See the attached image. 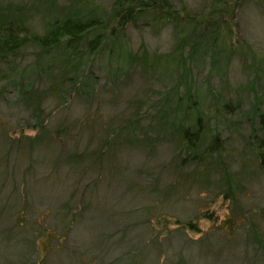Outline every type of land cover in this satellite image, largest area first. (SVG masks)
Wrapping results in <instances>:
<instances>
[{"label":"trees","instance_id":"obj_1","mask_svg":"<svg viewBox=\"0 0 264 264\" xmlns=\"http://www.w3.org/2000/svg\"><path fill=\"white\" fill-rule=\"evenodd\" d=\"M238 5L235 1L233 7ZM20 9L10 2L0 4V65L16 75H35L9 88L15 94L11 103L27 115L25 126L9 133V127L0 124V171H4L0 200L5 217L13 220L9 230H20L29 218L25 223H32L37 234L18 244L36 246L40 241L46 247L56 234L46 221L53 220L64 233L69 225L81 222L92 202L99 204L120 183L125 185L124 195L151 197L152 205L140 213L145 222L153 217L166 226L169 219L163 211L155 213L157 207L181 199L179 191L195 174L223 168L218 157L226 138L206 125L210 117L202 111L192 69L196 72L207 64L213 76L224 72L234 58L246 65L250 47L227 42L232 32L223 15L231 8L219 0H210L207 10L198 12L177 8L170 0H113L104 19L58 11L60 16L45 20L40 33L26 25V13ZM145 26L154 32L170 26L172 43L165 54L144 47L137 53L125 51L128 30L142 32ZM28 48L33 60L25 64ZM104 50L120 59L124 69L109 66L105 80L99 82L98 61ZM93 62L99 66L96 71ZM169 63L175 74L171 86L152 89L149 71ZM130 73H136L137 83L131 82ZM222 96L215 94L212 103L232 113L234 106ZM258 102L251 104V115L244 119L246 134L240 135L242 153L252 152L257 172L264 173V109ZM164 145L169 158L160 173L146 167V161L131 168L120 160L134 151L149 160ZM215 153L216 158L211 157ZM41 183L53 189L59 184L67 193L55 206L49 200L44 204L35 196ZM229 185L230 180L227 189ZM184 226L196 230L192 221ZM9 237L6 241L15 242Z\"/></svg>","mask_w":264,"mask_h":264},{"label":"rangeland","instance_id":"obj_2","mask_svg":"<svg viewBox=\"0 0 264 264\" xmlns=\"http://www.w3.org/2000/svg\"><path fill=\"white\" fill-rule=\"evenodd\" d=\"M112 1L0 0V4L10 2L20 6V10L26 13V25L40 33L45 20L60 16L58 11L77 12L82 17L98 15L104 19L103 13L108 11ZM170 1L175 7H184L191 12L206 11L210 2ZM219 1L231 8L223 15L232 32L227 42L234 45L244 43L253 55V58L250 55L246 59V65L234 58L224 72L213 76L209 75L207 64L196 72L195 68L192 69L202 111L210 117L206 125L213 126V132L217 131L221 138H226L225 149L218 157L223 161V168L213 169L209 175L195 174L193 180L190 179L179 191L181 199L157 207L155 213L163 211L169 219L166 226L160 225L153 217L148 218L149 224L145 222L140 213L144 207L152 205L151 197L134 192L124 195L125 185L120 183L104 195L99 204L92 202L81 222L69 225L64 233L53 220L44 222L56 233L52 234L46 247L40 241L36 246L18 244L21 238L29 240L37 236L34 225L31 227L32 223H25L29 221L27 218L20 230H9L13 228V220L5 217L7 210L3 209L4 202L0 200V264H264V173L257 172L252 152L242 153L243 138L240 135L242 133L244 137L246 134L244 119L251 115V104L259 100L260 110L264 109V0ZM235 1L239 3L237 8L233 7ZM142 28V32L128 30L129 42L125 51L137 53L144 47L146 51L165 54L169 50L172 43L170 26L157 27L155 32L149 26ZM31 52L29 48L25 51L22 63L32 62ZM106 52L104 50L99 56L98 64L103 69L98 72L99 82L105 80L109 66L124 69L120 59ZM170 64L149 71L148 85L152 89L164 90L171 86L175 74L170 70ZM96 65L93 62L95 71L99 67ZM122 74L119 81L123 80ZM135 74L130 73L133 84L138 82ZM15 75L14 71L9 72L0 65V124L7 125L9 133L24 127L23 120L27 116L18 104L11 103L15 94L9 88L14 82L20 86L27 78L35 76L32 73L27 77ZM217 93H222L223 101L231 102L234 106L232 113H225L212 103ZM26 133L32 132L26 130ZM154 153V158L147 160L136 151L129 152L120 160L131 168L146 161V167L160 173L161 164L169 158L168 151L164 145ZM12 158L13 155L10 160ZM35 169L43 171V167ZM191 169L189 167L190 172ZM3 173L1 170L0 181ZM229 180L230 188L227 189ZM19 184L17 181L16 185ZM35 191L37 200L44 204L47 200L53 201L54 206L67 193L59 184L53 189L46 183L38 184ZM174 220L178 223H173ZM187 221H192L196 230L186 228ZM258 233L261 235L255 238ZM8 236L15 242L6 241Z\"/></svg>","mask_w":264,"mask_h":264}]
</instances>
